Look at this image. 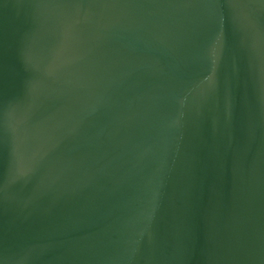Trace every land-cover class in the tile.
I'll return each instance as SVG.
<instances>
[{
    "label": "water",
    "instance_id": "1",
    "mask_svg": "<svg viewBox=\"0 0 264 264\" xmlns=\"http://www.w3.org/2000/svg\"><path fill=\"white\" fill-rule=\"evenodd\" d=\"M0 264H264V0H0Z\"/></svg>",
    "mask_w": 264,
    "mask_h": 264
}]
</instances>
